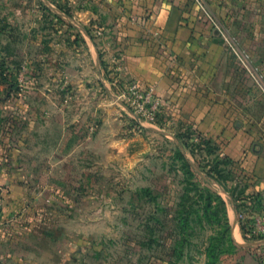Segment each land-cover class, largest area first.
I'll return each instance as SVG.
<instances>
[{
  "label": "rangeland",
  "instance_id": "374dc122",
  "mask_svg": "<svg viewBox=\"0 0 264 264\" xmlns=\"http://www.w3.org/2000/svg\"><path fill=\"white\" fill-rule=\"evenodd\" d=\"M175 1L209 27L233 76L259 89L264 120V0ZM77 10L69 0H0V122L14 136L28 132L20 214L34 217L18 224L22 246L31 238L41 264H245L232 256L231 229L244 221L264 238V185L244 194L250 178L222 155V141L165 124L156 93L153 111L133 103L132 82L149 85L121 75L107 17L83 22ZM84 72L92 78L80 92L73 79ZM50 96L54 111L31 110ZM35 114L42 133L32 137Z\"/></svg>",
  "mask_w": 264,
  "mask_h": 264
},
{
  "label": "crops",
  "instance_id": "0c3cea01",
  "mask_svg": "<svg viewBox=\"0 0 264 264\" xmlns=\"http://www.w3.org/2000/svg\"><path fill=\"white\" fill-rule=\"evenodd\" d=\"M70 3L77 4L76 14L80 21L94 20L100 15L107 17L112 47L119 51L121 75L124 79L135 78L154 87L163 104L165 124L198 128L209 137L220 139L224 144L222 155L239 165L241 176L250 178V183L243 188L244 194L257 191L258 184L264 185V150L258 146L263 135L259 128L264 120L261 103L255 97L258 94L259 98L260 91L255 86L245 87L233 76L230 55L211 37L209 27L189 19L187 10L175 0H69ZM50 10L54 13L53 8ZM38 12L37 7L30 8L32 15ZM83 38L91 57H95L91 49L95 50L93 42L85 35ZM82 74L75 77L73 83L83 89L80 92H86L84 87L92 76L86 72ZM99 100L95 106L107 104L101 96ZM81 103L77 107L80 116L87 109L86 102ZM8 105L9 111L15 109L12 103ZM54 107L50 96L45 106L32 104L31 110L48 112L54 111ZM16 110L19 109L16 107ZM37 118L35 114L30 128L32 137L42 133ZM1 123L0 264H41L31 238L24 248L17 230L18 224L31 222L34 217L20 214L26 202L24 188L18 183L24 169L17 164L24 157V135L28 132L14 136L6 132ZM65 142L64 139L59 149H63ZM78 144L80 148V140ZM231 237L237 246L232 249L235 260L264 264V238L244 232L238 224L232 226Z\"/></svg>",
  "mask_w": 264,
  "mask_h": 264
},
{
  "label": "built area",
  "instance_id": "2783aa9c",
  "mask_svg": "<svg viewBox=\"0 0 264 264\" xmlns=\"http://www.w3.org/2000/svg\"><path fill=\"white\" fill-rule=\"evenodd\" d=\"M129 96L132 98L133 103L136 104L141 103V108L148 107L145 109L144 113H148L149 111H153L158 108L160 101L155 98V92L153 86H148L147 89L140 91L138 82H132L129 88ZM2 218L1 215V201H0V220ZM239 219H242V215L239 214Z\"/></svg>",
  "mask_w": 264,
  "mask_h": 264
},
{
  "label": "trees",
  "instance_id": "16d2710c",
  "mask_svg": "<svg viewBox=\"0 0 264 264\" xmlns=\"http://www.w3.org/2000/svg\"><path fill=\"white\" fill-rule=\"evenodd\" d=\"M226 158H227V157H226ZM227 159L230 160L229 158H227ZM230 161H231V160H230ZM241 223H242V226H241V227H242V229H243V231H244V228H246V227H245V223H244V221H241ZM244 232H246V231H244ZM230 242H231L233 248H234V247H237L236 244L234 243L233 239H231Z\"/></svg>",
  "mask_w": 264,
  "mask_h": 264
}]
</instances>
